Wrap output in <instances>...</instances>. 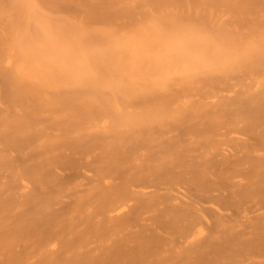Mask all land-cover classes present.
I'll return each instance as SVG.
<instances>
[{
    "label": "bare ground",
    "instance_id": "obj_1",
    "mask_svg": "<svg viewBox=\"0 0 264 264\" xmlns=\"http://www.w3.org/2000/svg\"><path fill=\"white\" fill-rule=\"evenodd\" d=\"M0 264H264V0H0Z\"/></svg>",
    "mask_w": 264,
    "mask_h": 264
}]
</instances>
